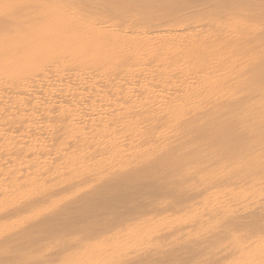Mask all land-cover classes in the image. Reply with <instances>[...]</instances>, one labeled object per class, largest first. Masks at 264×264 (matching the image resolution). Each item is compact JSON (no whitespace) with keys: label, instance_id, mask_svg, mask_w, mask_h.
<instances>
[{"label":"bare ground","instance_id":"6f19581e","mask_svg":"<svg viewBox=\"0 0 264 264\" xmlns=\"http://www.w3.org/2000/svg\"><path fill=\"white\" fill-rule=\"evenodd\" d=\"M77 80L80 81L79 84L76 83ZM84 117H87V119L83 120ZM118 117H120L121 120L118 119ZM70 122H82L84 129H87L82 139H89V142L117 141L120 137L115 134L116 130L104 134V128L106 125L112 127L121 126L127 131V134H132L131 137L127 136L126 139L130 142H135L136 145L156 143L160 146L162 151L164 147H171V149L167 150L172 151H167V154L164 153L165 155L163 156H165V159L169 158L173 161L175 159L179 162L183 161L182 166H184L183 164L185 161V150L190 148V146H187L188 148L185 149V146L189 143V145H194V147L195 145L199 147L202 145V148H208L210 145L212 147V145H216L212 143H217L219 147L217 148V146H215L216 150H220L219 148L221 147L222 149L226 147L227 143H229V145L231 142L236 144L239 142L241 144L240 141L244 138L245 141L251 143L250 145L255 144V146H259L258 149L261 148V152H264L262 148V146L264 147V0H0L1 136L3 135L2 137L4 139H9L14 142L18 148L29 147V149L32 150L34 147H37L34 151H31L32 153H28L19 158V164L25 165L30 163L31 160L50 161L55 151L46 148L47 151L44 152L45 150L43 151L41 148L52 143H56L55 145L65 144L69 146L68 144H70L74 138H67V140L61 139L59 131L71 130L73 123ZM42 123H44V125L40 126ZM43 130H47V132L42 134ZM37 131H39V134H37ZM126 139L124 141H126ZM244 140L243 142L246 144ZM42 143L45 145H42ZM240 144L238 145L244 146ZM177 145L181 146L180 149L174 150L173 148H177ZM65 147L62 149L67 148ZM215 147H213V149ZM48 148H50V146ZM243 148H245V146ZM62 149L59 151L63 153ZM213 149L210 148V151ZM228 149L230 150L229 147ZM237 149H239V147ZM216 150L214 151L219 155L220 151L217 153L218 150ZM227 150L223 152L227 154L229 151ZM241 150L243 149L241 148ZM150 151L148 153H150ZM179 151H182V153H179ZM189 151L195 152V149L193 150L191 148ZM205 151L208 152L209 148L205 149ZM205 151L203 150L201 152L205 153ZM223 152L220 153V155L222 154L221 156L226 164V158L223 156ZM209 153H205L206 159L211 158H207ZM156 154H154V156ZM160 154L161 153H159V155ZM195 154L194 156L199 154V152ZM216 154H213V156H217ZM228 154L230 156L232 153L230 152ZM234 154L235 153L232 155L234 156ZM258 154H255V157H258ZM152 155H149L150 158ZM232 155L230 156L231 158H229L230 160L235 157L232 158ZM235 155H238V153L236 152ZM160 156H156V158ZM83 157L84 156H82V158ZM189 157H191V154ZM200 157L203 158L202 156ZM200 157L198 155L196 159L198 158V160H201ZM236 158L237 156L235 159ZM193 159L194 158H192L191 161H193ZM137 160H135V162H137ZM140 160H142L141 156ZM188 160L186 163L189 162ZM233 160L232 162H234ZM131 161L127 162L129 163ZM149 161L151 160L149 159L148 162ZM154 161H151V163L155 164ZM163 161L164 160H162V162ZM140 162L142 163L143 161ZM179 162L175 163V165L177 164L176 167H178ZM4 163L5 162H3V164ZM124 163L126 164V162ZM200 163L201 161L198 163V168H200ZM129 164L126 165L128 166ZM139 164L137 165L140 168L134 167L136 169H141L142 164ZM146 164L148 163L146 162ZM146 164L144 163L143 165L144 169L147 168L145 166ZM154 164H151V166ZM186 165L187 164H185V166ZM196 165L197 164L194 166ZM210 165L211 164H209V166ZM231 165L232 163L230 166ZM151 166H149V169ZM194 166L192 167L195 169ZM233 166L235 167V165ZM211 167H209V169H211ZM213 167L215 166L213 165ZM224 168L226 167L224 166ZM75 169H77V167ZM148 170H146V172ZM234 170L233 168V171ZM250 170L248 171L251 172ZM22 171L24 170L22 169ZM185 171H187L188 174L191 172L182 168L177 169L175 172L177 175H174L175 177L177 176L178 179H185ZM253 171H255V174L254 172L253 174L256 175V170ZM117 172L120 178L123 171H120V174L117 169ZM146 172H143V174H146ZM152 172L149 174L151 175ZM167 172L169 171H166V173ZM243 172H240L241 177L245 178L244 176L246 175L244 174L246 173L243 174ZM155 173L157 172H153V174ZM110 174L112 175V172ZM117 175L114 176L117 178ZM126 175H128V173H126ZM234 175H236V173ZM254 175L251 178L254 179ZM123 176L128 180L133 177L128 175V178L124 174ZM170 176H172V174ZM99 177H97V179ZM124 177L122 178L125 179ZM241 177L239 178L242 179ZM262 177L260 176L259 178ZM116 178L115 181L117 182ZM228 178L231 179V175L230 177L228 176ZM71 179L72 178H70V180ZM103 179V181H105V177ZM121 179H119V183L114 184L115 187L116 184H118L116 188L119 187V190L122 189L121 185H123V183L120 185ZM131 179L133 180L134 178ZM223 179L225 180L226 178L224 177ZM245 179L247 180V178ZM112 180L114 181V179ZM215 180H212V182ZM220 180L218 179L219 182L224 181ZM195 181H192V183H196ZM226 181L229 182V180ZM204 182H206V180ZM110 183L108 185H110ZM98 184V186L104 185L102 182ZM242 184L239 186H242ZM108 185H106L107 187L105 186V190L109 187ZM114 185L112 184L113 187ZM132 185L133 183L130 186ZM203 185H206V183ZM95 186L96 188L98 187L97 185ZM186 187L187 186L184 188L188 189ZM99 189L97 188V190ZM136 190L138 191V189ZM202 193L205 192L203 191ZM93 194L95 195L96 193ZM193 195L194 194H192V196ZM183 196H186V194ZM189 196L190 194L188 195V200ZM179 200H182L180 201L181 203L184 201L183 199H178V202ZM197 200H199V197ZM117 201H119V199ZM185 201L187 202V199ZM190 201L191 200H189V202ZM208 202L209 200H207V203ZM24 204L23 206L29 203ZM72 206L74 207V205ZM132 206L134 205L132 204L131 207ZM188 207L190 208V206ZM214 208L216 209V207ZM67 209L68 208L64 209V211ZM195 209L199 208L196 206ZM227 209L229 211L222 217L225 221H218V223L223 226L222 230L225 231V227L227 226L229 228L230 226L228 224L230 223L233 224L234 228V223L238 222L242 225L241 227L248 232V235L244 237L245 239L239 240L238 244L231 245L233 242L231 240L232 242H228L230 243L228 245L224 240H218L219 236L220 238L222 237L220 235L222 230L218 231V229H214L217 220H214V216L211 215L212 223L206 220L208 224L205 223L204 227L207 229L210 226L213 227L212 229L214 230L210 233V237H208L211 239L212 237L213 239L216 238V240H200V236L198 240H123L122 251H119L121 253L120 264H231L234 258H238L241 255L246 258L247 254L250 252L252 255L251 260L254 261L253 264H264V252L260 251L259 253H253L255 248L261 245L264 246V221L255 224L253 223V218L255 216L252 217V213H262V211H264V201L257 202L253 210L247 211L246 214L243 213L245 216L241 217L238 215V217L236 216V218H233L232 212L229 208ZM83 210L84 209L80 210V212H83ZM22 211H25V209H22ZM69 211L72 212L70 209ZM220 211H218V214ZM48 213L50 212L48 211ZM62 213L61 215H63ZM241 213L242 212H240V214ZM72 214L75 216V213ZM199 214L197 213V215ZM218 214L216 215L218 216ZM50 215H48L49 218L51 217ZM59 215L60 212L58 216ZM44 216H46V214ZM58 216L56 214L55 219ZM65 216L67 217L69 215L66 214ZM47 217H42L43 222L38 221V224L45 222L49 223L50 220H48L49 218ZM60 217L61 216H59L58 219ZM263 217L260 216L259 218L258 216L259 219ZM76 218H78L77 215ZM51 219L53 220V216ZM75 219L74 221H76ZM137 219L138 221L140 220L139 218ZM61 220L62 218H60V221ZM80 220L78 219L77 223H79ZM136 222L137 221H135V223ZM52 224L55 226L56 223ZM52 224L50 226H52ZM252 224L256 226L253 227ZM46 225L45 227L48 229L50 226ZM40 226L42 225L40 224ZM108 226H110V224ZM55 227L58 228L57 226ZM116 227L119 228L120 226ZM181 227L183 228V226ZM29 228L30 227H28L27 230H29ZM42 228H44V226H42ZM56 228L53 229V232L54 230L56 231ZM50 229L51 228H49V230ZM102 229L104 230L105 228ZM44 230H46V228H44ZM60 231L62 230L60 229ZM82 231L86 234L88 233V231ZM33 233L35 234V232ZM224 233L225 236L228 232ZM23 234L26 233L24 232ZM44 234L46 236L48 234L49 236L48 232L47 234L44 232ZM70 234L73 233L70 232ZM90 234H92V232ZM202 234L204 235V233ZM24 236L25 235L22 237ZM29 236L33 235L28 234V238L26 236L27 240L31 239ZM92 236L94 235L92 234ZM160 236L166 237V235ZM22 237L20 236L19 238L21 239ZM70 237L68 239H70ZM9 238L11 239L13 236L11 235ZM112 238L110 240H112ZM205 238L208 239L207 237ZM6 239L9 240L8 238ZM37 239L40 240V238ZM226 239L225 236V240ZM58 240H60V238ZM256 255H258V259H256Z\"/></svg>","mask_w":264,"mask_h":264},{"label":"rangeland","instance_id":"374dc122","mask_svg":"<svg viewBox=\"0 0 264 264\" xmlns=\"http://www.w3.org/2000/svg\"><path fill=\"white\" fill-rule=\"evenodd\" d=\"M76 83L79 84L80 81L77 80ZM84 119H87V117H84L83 120ZM118 119L121 120L120 117H118ZM70 123H73L71 130L59 131L61 139L67 140V138L68 139L71 137L74 138L73 141H71V143L68 144L69 146H66L65 144L64 145L63 144L55 145L56 143H54V144L52 143L48 146L42 147L41 150H43V151L45 150L44 152H46L47 149L55 151V154H53L51 156L52 159L49 158V159H51L50 161L49 160H44V161L31 160L30 163L25 164V165L19 164V160H20L19 158H21L22 156H24L28 153H32L31 151H34L37 147H34L32 150L29 149V147L18 148L17 145L14 144V142H12L9 139L8 140L4 139L2 137L3 135L1 136V134H0V162H2V163H0V166H1L0 167V264H120V259H121V253L120 252L122 251V241L123 240H190V239L191 240H198L199 236H200V240H204V239L205 240H212L213 237H212V239L209 238L210 233H212V231L214 229H218V231H221L223 229V226H221L218 223V221L219 220L220 221L222 220L223 222L225 221V219L222 217L224 214L226 215V212L229 211L227 208H229L230 211L232 212V213L230 212L232 214V217L236 218V216L238 217V215H239V217L245 216L244 214H246L247 211L254 209V205L257 202H262V200L264 201V163H263L264 162V159H263L264 158V154H263L264 152H261V148L258 149L259 146H255V144H253L254 146L250 145L251 143L248 141H245L244 138H242V140L240 142H241V144H243L245 146V148H243L244 146H239L238 145V144H240L239 142H238V144L231 142L230 145H229V143H227L226 147H223L222 149L220 147L219 148L220 150L217 149L218 151L216 150V147H215L218 145L217 143H212V144H214V145L216 144V145L215 146L212 145V147L210 145V147H208L209 148L208 152L205 151V149H208V148H205V147L202 148V145L200 147L198 145H195V147H194V145L193 146L189 145L190 143L188 145L186 144L185 149L188 148L187 146H190V148H188V149L189 150L191 148L193 150L195 149V152L193 151L194 152L193 153L192 151H189L187 149L189 152L188 153L187 150H185V161L183 164L184 166H182L183 161L179 162V161H177V159H175L176 161L174 160L175 161L174 162L173 160L166 158L167 160L169 159L168 160L169 163H168V161L165 159V156H163V155L167 154V151H172V150H167V149H171V147H167V148L164 147L163 151H165V152H163L160 149V146L157 145L156 143H152V144L148 143V145L147 144L136 145L135 142H130L128 139H126L127 136L131 137L132 134H127V131L124 130V128L121 126L112 127L110 125H106V127L104 128L105 129L104 134H108V133H110V131L114 132L116 130L115 134L120 137L119 140L113 141V142H105V141H90L89 142V139H85V140L82 139L84 137L83 136L84 132H86V130H87V129H84V125L82 124V122L81 123L80 122L79 123L78 122H70ZM75 124H77V125H75ZM43 125H44V123L40 124V126H43ZM45 132H47V130H45V131L43 130L42 134ZM37 134H39V131H37ZM216 135H217V133H216ZM79 137H81V138H79ZM125 139H126V141H124ZM243 140L245 141L246 144H244ZM228 142H229V139H228ZM2 145H3V147H2ZM42 145H45V144L42 143ZM135 145H136V149H135ZM231 145H233V146H231ZM234 145L235 146L237 145V146L235 147ZM249 145H250V147H249ZM49 146H50V148H48ZM64 147L66 149H62ZM130 147H132V148H130ZM152 147H154V148H152ZM180 147L181 146L177 145V148L176 147H174V148L172 147V148L174 150H177V149L179 150ZM198 147H199V149H198ZM213 147H215V148L213 149ZM218 147L219 146H217V148ZM228 147L230 148V150L228 149ZM238 147H239V149H237ZM210 148L213 149L212 150L213 152L210 151ZM241 148L244 151L241 150ZM262 148L264 151L263 146H262ZM61 149L63 150V153H62V151L61 152L59 151ZM233 149H234V151H233ZM257 149H258V151H257ZM198 150H201V151L204 150L206 154H208L209 152L210 153L212 152L214 155L216 154V152L214 150H216L217 153L219 151L220 152H219V155L216 154L217 156H215V157L213 156L212 153H211V155L209 153V155H207V158L208 157H211V158L206 159V154L204 152H203L204 153L203 154L201 151H198ZM224 150L228 151L227 154L230 152L232 154L233 153L236 154V152H237L238 155L234 154V156L235 157L237 156L238 159L237 158L235 159V157L232 154H230V156L232 155V158L234 157L233 158L234 160L232 159L234 162H232V160L229 159L231 157L229 156V154L227 155L226 153H224L223 152ZM149 151H150V153H148ZM155 151L157 154L155 153ZM160 151H162L163 153ZM196 151H198L199 154H197L198 152H196ZM146 152L148 155L146 154ZM222 152L224 154L223 156L226 158V164L229 163L228 165L225 164V160H223V157L221 156L222 154L220 155V153H222ZM39 153L42 154L41 152H39ZM134 153L137 155H135ZM152 153H153V155H152ZM159 153H161L160 154L161 156L159 155ZM179 153H182V151H179ZM186 153H188L189 155L191 154V157H189V155ZM154 154H156V155L154 156ZM194 154L196 156H194ZM250 154H251V156H250ZM255 154H258L259 156L255 157ZM149 155L150 156L152 155V157H151L152 159L150 158ZM198 155H199V157L202 156L203 158L200 157L201 160L200 159L198 160V158L196 159V157ZM239 155H240V157H239ZM82 156H84V157L82 158ZM122 156H123V158H122ZM140 156H141L142 160H140ZM156 156H160V157L156 158ZM252 156H253V158H252ZM153 157H155V158H153ZM147 158H148V160L150 159L151 161L155 160L154 161L155 164L151 163V161L148 162ZM161 158H163V159H161ZM187 158L188 159L190 158V159L188 160ZM192 158H194L195 160L193 159V161H191ZM241 158H242V160H241ZM132 159H134V160H132ZM144 159H146V160H144ZM252 159H254V160H252ZM135 160H137V162H135ZM162 160H164L163 161L164 163L162 162ZM187 160L189 161L188 163H186ZM240 160L243 162H241ZM127 161H131L132 163L129 162L130 163L129 164ZM140 161H143L145 164L147 162L148 164L145 165L147 168L144 169V167H143L144 163L143 162L141 163ZM165 161H167V162H165ZM200 161L202 163V166L200 163L199 164L200 168H198V163ZM3 162H5L4 163L5 165L3 164ZM124 162H126V164H129L128 166H131V167H128ZM158 162L159 163L161 162L160 164H162V165H160ZM170 162H171V164H170ZM178 162H179V164L181 163L180 164L181 166L178 164V167H176L177 164L175 165V163H178ZM205 162H208V163H205ZM216 162H218V163H216ZM136 163L142 164L141 169H138L140 167ZM167 163L170 165H168ZM190 163H191V165H190ZM231 163H232V165L230 166ZM244 163H245V165H244ZM151 164H154V165L151 166ZM185 164H187V165L185 166ZM195 164H197V165L194 166ZM209 164H211V165L209 166ZM105 165H107V166H105ZM213 165L215 167H213ZM233 165H235V167ZM134 166L138 167L137 168L138 170ZM149 166H151L150 169H149ZM171 166H173V167H171ZM190 166H191V168H190ZM192 166H194L195 169ZM203 166H204V168H203ZM224 166L226 168H224ZM76 167H77V169H75ZM156 167H158V168H156ZM159 167H160V169H159ZM169 167L171 169L174 168L173 169L174 172ZM184 167H186V168H184ZM209 167H211L212 170L209 169ZM232 167L235 169L234 171H233ZM239 167H241V168H239ZM129 168H130V170H129ZM153 168H154V170H153ZM164 168H165V170H164ZM176 168L177 169L183 168L184 170L186 169V170L191 171V172H189V174H188V172L185 171V179L184 178L178 179L177 176L175 177V175H177V173H175L177 170ZM236 168H238V169H236ZM22 169L24 171H22ZM117 169L119 170L120 174H121L120 171H123V174L125 176H127L128 178H129V176L130 177L133 176L131 178H134V179L132 180L131 178H129V180H128L123 176V174L119 178L117 175V173H118ZM229 169H231V170H229ZM109 170L112 172V175L110 174L111 172ZM146 170H148L150 172H148V171L146 172ZM152 170H153V172H155V171L157 172V173H155L156 175L153 174ZM248 170H250L251 172H249ZM253 170H256V175H254L255 171H253ZM133 171H135V172H133ZM160 171L161 172L164 171V172L161 173ZM166 171H169V172L166 173ZM192 171H193V173L196 171H198V172L193 174ZM212 171H213V173H212ZM257 171L261 172V173H258ZM48 172H49V175H48ZM98 172H100V173H98ZM114 172H115V174H114ZM129 172L132 173L133 175L130 174ZM143 172H146V174H143ZM151 172H152V174L150 175L149 173H151ZM233 172H234V174L236 173V175H234ZM240 172L241 173L243 172V174L246 173V174H244L246 176H244L243 174L242 175L245 178H247V180L245 178L241 177ZM253 172H254V174H253ZM105 173H108V174H105ZM126 173H128L129 176L126 175ZM158 173H159V175H158ZM202 173H203V175H202ZM228 173H230V174H228ZM248 173H250V174H248ZM88 174H90V175H88ZM171 174H172V176H170ZM208 174L210 175V177ZM226 174H227V177H226ZM237 174H238V177H237ZM259 174H261V175H259ZM72 175H73V177H72ZM114 175H117L118 179ZM230 175H231V179L228 178V176L230 177ZM253 175H254V179L251 178V177H253ZM110 176H112V177H110ZM136 176H137V179H136ZM260 176L261 177L263 176V177L259 178ZM51 177H52L53 181H52ZM97 177H99L100 180H99V178L97 179ZM104 177H105V181H103ZM122 177H124L128 182L125 179H123ZM194 177L196 178V181H195ZM224 177L226 178L225 180L223 179ZM239 177H241L243 180L240 179ZM70 178H72V179L70 180ZM115 178H116L117 182L115 181ZM170 178H172V179H170ZM207 178H210V179H207ZM220 178H221V180H220ZM257 178H258V180H257ZM110 179H111V183H110ZM112 179H114V181ZM119 179H121L120 185L123 183V185H121L122 189H120V190L118 189L119 187L116 188L118 184H116V187L114 185L115 183H119ZM138 179H140V180H138ZM197 179H199V180H197ZM204 179L206 180V182H204L205 181ZM218 179L220 181H223V180L224 181L219 182ZM134 180H136V181H134ZM212 180H215L217 182H215V181L212 182ZM226 180H229V182ZM244 180H246V181H244ZM112 181H113V183H112ZM124 181H125V184H124ZM129 181H130V183H129ZM192 181L196 182V183H194L195 185L192 183ZM99 182H102V184H104V185L98 186ZM134 182H136V183H134ZM186 182L187 183L189 182V183L187 184ZM105 183H107V184H105ZM109 183H110L111 187H110V185H108ZM132 183H133V185L130 186ZM190 183H192V184H190ZM202 183L203 184L206 183V185H203ZM207 183H209V184H207ZM112 184L114 185V187L112 186ZM127 184L129 185V187ZM210 184L211 185L213 184L212 187ZM241 184H242V186H239ZM95 185L98 186L97 187L98 189L100 187V189L97 190ZM106 185L109 186L108 187L109 190H108V188L105 190V188L107 187ZM92 186H94V187H92ZM124 186L126 187V189ZM133 186H135V187H133ZM185 186H187L186 188H188V189H185L184 188ZM205 186H207L208 188ZM222 186H223V188H222ZM229 186H231V187H229ZM112 187H113V189H112ZM193 187H194V189H193ZM221 188H222V190L220 191ZM229 188H233L234 190L229 189ZM32 189H34V190H32ZM136 189H138V191ZM200 190L202 192L204 191L205 193H202ZM194 191H195L196 195H195ZM240 191H241V193H240ZM85 192H86V194H85ZM93 193H96V194L94 195ZM97 193H100V194H97ZM177 193H178V195L181 193L182 194L179 195V197H178ZM91 194L94 196H92ZM173 194H175V195H173ZM185 194H186V196H183ZM189 194L192 198L191 199L189 196V200H191L192 202L191 201L189 202V200H188ZM192 194H194V195L192 196ZM201 194H204V195H201ZM180 196H181V198H180ZM198 197H199V200H197ZM47 199H49V200H47ZM118 199H119V201H117ZM178 199H183L184 201L181 203L180 201H182V200H179V202H178ZM186 199H187V202L185 201ZM23 200H25V201H23ZM46 200H47V202H46ZM193 200H194V202H193ZM207 200H209L208 203H207ZM174 201L176 204L174 203ZM21 202L23 204L24 203L25 204L29 203V204H27V205L24 204L25 206H23V204ZM184 202H186V203H184ZM195 202L198 203L199 205L196 204ZM219 202H221V203H219ZM19 203H20V205H19ZM43 204H44V206H43ZM132 204L134 206L131 207ZM138 204H140V205H138ZM185 204H187V205H185ZM225 204H226V206H225ZM231 204H232V206H231ZM61 205H62V207H61ZM72 205H74V207ZM77 205H79V206H77ZM179 205H180V207H179ZM212 205H214V206H212ZM21 206H23V207H21ZM182 206H184L185 208ZM186 206H187V208H186ZM188 206H190V208ZM196 206L199 209H195ZM211 206H212V208H211ZM31 207H32V209H31ZM77 207H79L80 210L84 209L83 212L82 211L80 212L79 208H77ZM214 207H216V209ZM21 208L23 210L25 209V211H22ZM66 208H68L67 209L68 213H67V210L64 211V209H66ZM200 208H201V211H200ZM69 209L72 212H70ZM236 209H237V211H236ZM18 210H20V211H18ZM55 210H56V212H55ZM57 210H60V211H57ZM48 211L50 213H48ZM141 211L143 212V214ZM218 211H220L219 214H218ZM222 211H223V214H222ZM59 212H60L59 216H61L60 218H62L61 221H60V218L58 219ZM64 212H65V214H64ZM240 212H242V213L240 214ZM42 213L43 214L45 213L46 216H44L45 214L43 215ZM61 213L64 216L66 214L69 216H67V217L65 216L66 217L65 218L63 215H61ZM72 213H75V216ZM197 213L198 214L200 213V214L197 215ZM50 214H52V215H50ZM56 214L58 217L55 219ZM191 214H192V216H191ZM216 214H218V216ZM252 214H253L252 217L255 216L253 218V223L257 224L258 222L264 221V217H263L264 211H262V213L261 212H257V213L255 212ZM48 215H50L51 217L49 218ZM76 215L78 218H76ZM97 215H100V216H97ZM205 215H207V216H205ZM211 215L214 216V220H217L215 223L216 227L214 225V229H212L213 228L212 226H210L207 229L204 227V225L207 222L206 220H208L209 223H212V220L210 217ZM52 216H53V220L51 219ZM79 216H80V218H79ZM258 216H259V218H260V216L263 218L259 219ZM42 217L43 218L47 217V218H49L48 220H50L49 221L50 224L48 222L47 223L46 222L40 223L42 226H44V228H46V230H44V228H42V226H40V224H38V221L43 222ZM136 217L139 218L140 220L138 221V219ZM197 218H198V220H197ZM70 219L72 220V222ZM74 219L76 221H74ZM78 219L79 220L82 219V220H80L79 223H77ZM45 221H47V220H45ZM67 221H69V222H67ZM135 221H137V222L135 223ZM62 222H63V227H62ZM103 222H105V223H103ZM195 222H197V223H195ZM52 223H56L55 226H57L58 228L53 226ZM27 224H29V225H27ZM46 224H49V225H46ZM51 224H52L53 228H52V226H50ZM73 224H75V225H73ZM109 224H110V226H108ZM206 224H208V223H206ZM30 225H32V226H30ZM36 225H37V227H36ZM45 225L50 226L49 228H51V229L50 230H49V228L47 229V227H45ZM228 225L230 227L228 228V226H227V227H225V231L222 230L223 232L222 231L220 232V235L222 237L221 238H220V236H219V238L217 237L218 240L219 239L224 240V242H226L228 245L233 241L231 243V245L232 244L234 245V244H238L239 240H244L245 239L244 237H246L248 235V232L243 227H241L242 225L240 223H238V222L234 223L235 229L233 228V224L230 223ZM116 226H120V227L118 228ZM181 226H183V228ZM235 226H237V227H235ZM255 226L256 225H253V227H255ZM28 227H30L29 230H27ZM38 227H40V228H38ZM54 227L56 228V231L54 230V232H57V233L53 232V229H55ZM65 227H66V230H65ZM95 227H97V228H95ZM184 227H186V228H184ZM231 227H232V229H231ZM33 228H35V229H33ZM92 228H93V230H92ZM102 228H105L106 230L105 229L103 230ZM238 228H239V231H238ZM40 229L42 230V232ZM60 229L62 231H60ZM80 229H81V231H80ZM95 229H97V230H95ZM173 229L175 232L173 231ZM47 230H49V231H47ZM82 230H85L86 232L88 231V233L86 234ZM67 231H69V232H67ZM24 232L27 235L23 234ZM33 232H35V234ZM37 232H39V233H37ZM44 232L46 234L48 232L49 236H48V234L46 236L44 234ZM70 232L73 234H70ZM91 232L94 236H92V234H90ZM224 232L230 233V234L227 233V235H225L227 239L229 238L228 240L226 239L227 241L225 240V236H224L225 233ZM168 233L169 234L171 233V234L169 235ZM183 233H184V236H183ZM202 233H204V235ZM22 234L25 236L22 237L23 236ZM28 234H30V235L32 234L33 236H29V238L31 237V239L27 240L26 236L28 238ZM54 234H55V236H54ZM174 234H176V235H174ZM11 235L13 236V238L10 239L9 236H11ZM57 235L60 237H58ZM160 235H166V237L160 236ZM205 235H207V236H205ZM20 236L22 237L21 239L19 238ZM72 236H73V238H72ZM84 236H85V240H84ZM211 236H212V234H211ZM69 237H70V239H68ZM153 237L156 239H154ZM158 237H161V238H158ZM205 237H207L208 239H206ZM6 238H8L9 240H7ZM32 238H33V240H32ZM37 238H40V240H38ZM42 238L45 240H43ZM59 238H60V240H58ZM80 238H81V240H80ZM82 238H83V240H82ZM111 238H112V240H110ZM12 239H14V240H12ZM22 239H24V240H22ZM61 239H64V240H61ZM105 239H107V240H105ZM213 240H216V238ZM228 242H230V243H228ZM260 251L264 252V246L263 245L255 248L253 253H259ZM255 257H256V259H258V255H256ZM251 259H252V255L250 252L249 254H247L246 258H245V256L243 257V255H241L238 258L237 257L234 258L232 260L231 264H235V263L236 264H253L254 261H252Z\"/></svg>","mask_w":264,"mask_h":264}]
</instances>
